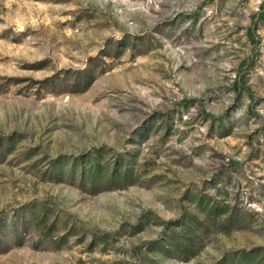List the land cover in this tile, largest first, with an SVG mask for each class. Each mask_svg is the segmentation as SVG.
<instances>
[{"label":"rangeland","instance_id":"obj_1","mask_svg":"<svg viewBox=\"0 0 264 264\" xmlns=\"http://www.w3.org/2000/svg\"><path fill=\"white\" fill-rule=\"evenodd\" d=\"M0 137V264H264V0H0Z\"/></svg>","mask_w":264,"mask_h":264},{"label":"trees","instance_id":"obj_2","mask_svg":"<svg viewBox=\"0 0 264 264\" xmlns=\"http://www.w3.org/2000/svg\"><path fill=\"white\" fill-rule=\"evenodd\" d=\"M0 139L4 140L7 138L0 137ZM18 215L19 214L13 213L12 217H2L0 214V251L10 246L9 243L11 244L12 242L11 238H13L15 235L18 236L20 234V230H22V227H27V222L24 221L21 223Z\"/></svg>","mask_w":264,"mask_h":264}]
</instances>
